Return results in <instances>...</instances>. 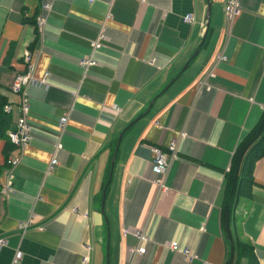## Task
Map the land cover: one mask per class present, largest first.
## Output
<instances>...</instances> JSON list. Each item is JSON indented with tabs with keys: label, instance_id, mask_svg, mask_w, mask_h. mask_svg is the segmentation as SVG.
<instances>
[{
	"label": "crops",
	"instance_id": "crops-1",
	"mask_svg": "<svg viewBox=\"0 0 264 264\" xmlns=\"http://www.w3.org/2000/svg\"><path fill=\"white\" fill-rule=\"evenodd\" d=\"M42 1L0 0V93L13 105V126L20 96L9 85L25 69L23 52L34 54V81L25 86L29 140L10 152L18 158L14 191L0 193V264H10L15 250L20 264H81L86 244V264H105L107 228L108 264H127L133 230L147 240L132 264H224V173L264 107V0H238L221 47L225 59L203 85L201 72L224 37L226 0H45L51 9L39 28ZM207 1L211 29L199 49ZM188 13L192 20L183 22ZM130 123L105 219L98 200L104 146ZM180 132L178 157L159 191L150 147L164 149ZM252 168L251 196L238 199L234 221L238 239L264 264V155ZM171 241L195 257L171 251Z\"/></svg>",
	"mask_w": 264,
	"mask_h": 264
},
{
	"label": "built area",
	"instance_id": "built-area-1",
	"mask_svg": "<svg viewBox=\"0 0 264 264\" xmlns=\"http://www.w3.org/2000/svg\"><path fill=\"white\" fill-rule=\"evenodd\" d=\"M92 1V0H88ZM51 9V2L43 0L40 4V9L38 15L35 17V25L36 27H42L45 21L46 15L49 13ZM240 10V4L238 0H226L223 4V12H224V18L222 23V30L224 33L223 40L218 45L219 48L216 51L215 55L213 56L211 63L201 72V75L198 79V84L203 85L206 84L207 78L210 74H212V71L214 67L217 65L218 62L223 61L225 59V56L222 52V45L225 41V37L227 34V26L228 24L233 20L234 16H236L239 13ZM192 20V14L188 13L185 14L182 17L183 22H190ZM98 37L91 42V45L93 47L98 46L99 40L101 37H103L102 32L97 35ZM33 56L34 54L29 51L25 50L23 52V62L25 65V69L23 72L16 73L14 78L12 79L9 90L11 93L20 96V100L18 102V106L16 107L18 110V115L15 120V124L12 127V129L7 131V135L9 138V141L18 149L23 148L26 143L29 140V125L27 122V116H28V105L27 100L25 97V86L34 81L32 72H33ZM92 59L88 60H82V62L90 63ZM47 76V74H46ZM44 77L42 82H46L47 77ZM13 109L12 103H7L3 107V111L5 113H11ZM59 120L60 126H64L67 118L66 116H61ZM184 136V132H180L177 137H175L173 140L169 142L166 148H160L159 146L152 145L150 147L151 152V171L155 175V183L158 187L159 191H163L166 189L165 187V178L167 176V173L169 171L171 163L178 157V143L179 140ZM18 158L15 156H12L11 154L7 157V166H5L0 171V193L7 197L13 190V183H12V170L14 166L17 164ZM56 158L52 157L48 166V169H52L54 165L56 164ZM132 234L135 236L137 242L136 245L133 247H129L127 250V264H132L135 257L139 254L144 253L145 246L144 243L147 240L146 236L143 232L138 230H133ZM6 244V241L4 238H0V246H4ZM167 247H169L174 251H180L187 260H191L195 257L194 252H192L189 249L185 248H179L178 244L176 242H170L167 244ZM91 250L90 245H85V252L82 254L80 258L81 264L88 263L89 258V252ZM21 259V252L19 250H15L12 256V259L10 261V264H20Z\"/></svg>",
	"mask_w": 264,
	"mask_h": 264
},
{
	"label": "trees",
	"instance_id": "trees-1",
	"mask_svg": "<svg viewBox=\"0 0 264 264\" xmlns=\"http://www.w3.org/2000/svg\"><path fill=\"white\" fill-rule=\"evenodd\" d=\"M210 29L211 27L209 24L202 45L198 47L199 49L205 46ZM7 100V97L0 93V171L7 166V157L15 148V146L9 141L8 136H6L7 131L12 129L13 126L11 114L3 111L4 105L9 103ZM261 112L262 113H260L255 125L245 133L237 143L231 157L229 168L224 173V197H222L220 205V222L226 240L229 242V251L224 264H238V261L241 258H246L248 264H256L253 248L248 243L241 241V239L239 240V237H237L234 210L240 197L247 198L251 196V187L254 183L252 178V167H254L255 162L264 155V107ZM131 126L132 124L125 127L122 131V135ZM116 142L117 136L110 140L106 144L107 146H104L108 149V159L102 175L100 191L98 194V200L100 201L102 189L109 177L110 159L115 149ZM117 153L115 160L117 158ZM111 180L112 178L105 188V194H107L109 190ZM102 215L107 219L105 213Z\"/></svg>",
	"mask_w": 264,
	"mask_h": 264
},
{
	"label": "water",
	"instance_id": "water-1",
	"mask_svg": "<svg viewBox=\"0 0 264 264\" xmlns=\"http://www.w3.org/2000/svg\"><path fill=\"white\" fill-rule=\"evenodd\" d=\"M210 4L209 2L207 1V4H206V11H205V15H204V32L202 33V36H201V40H200V44L199 45H202V42L205 38V35H206V31H207V28H208V25H209V19H210ZM198 52V49H195L192 53V56L196 55V53ZM187 62L184 64V66L180 69V71H183V69L185 68ZM171 82V81H170ZM167 87V86H166ZM165 87V89H166ZM153 100H151L150 102L152 103ZM151 103H149V106L151 105ZM132 123V122H131ZM130 123V124H131ZM129 124V125H130ZM121 134L122 132L118 135L117 137V142H116V146H115V149L113 151V154H112V157L110 159V170H109V177L108 179L106 180L105 184H104V187L102 189V192H101V201H100V210L101 212L103 213L104 211V200H105V188L107 186V184L109 183L110 179H111V174H112V169H113V166H114V162H115V157H116V152H117V148H118V145H119V142H120V139H121ZM108 248H109V231H108V228H107V235H106V243H105V250H106V255H105V264H108V261H109V258H108Z\"/></svg>",
	"mask_w": 264,
	"mask_h": 264
}]
</instances>
